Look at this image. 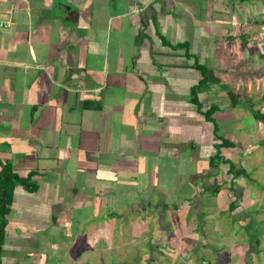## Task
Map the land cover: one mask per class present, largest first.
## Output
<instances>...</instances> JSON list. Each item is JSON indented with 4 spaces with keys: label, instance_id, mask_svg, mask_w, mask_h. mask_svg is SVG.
<instances>
[{
    "label": "crops",
    "instance_id": "crops-1",
    "mask_svg": "<svg viewBox=\"0 0 264 264\" xmlns=\"http://www.w3.org/2000/svg\"><path fill=\"white\" fill-rule=\"evenodd\" d=\"M0 21V162L31 175L14 187L0 264H33L41 237L81 214L91 247L94 233L142 245L118 264H199L211 248L212 229L194 225L204 218L221 233L244 229L236 240L249 245L229 264L264 258V199L250 175L261 124L239 122L250 107L238 91L264 79L253 48H264V0H0ZM217 150L214 168L192 169ZM205 192L214 201L202 210Z\"/></svg>",
    "mask_w": 264,
    "mask_h": 264
},
{
    "label": "rangeland",
    "instance_id": "rangeland-1",
    "mask_svg": "<svg viewBox=\"0 0 264 264\" xmlns=\"http://www.w3.org/2000/svg\"><path fill=\"white\" fill-rule=\"evenodd\" d=\"M256 5H258V7L256 8V11H259L261 3L258 2ZM258 29L255 33L257 35V37H258V34H261V32H264V28L261 27ZM253 48H256V50H258V51L263 50V52H264V48L262 46H258V47L254 46ZM253 50L254 49H251V51H253ZM256 54H257V52H256ZM260 56H261V58H263L262 57L263 55H260ZM260 62H261V65H259V66L261 67L262 64H264V59L263 60L261 59ZM255 66H256V72L262 73L261 68H258L256 63H255ZM245 67H247V65L244 66V68ZM244 68H240V70L243 69V72H247L248 69L245 70ZM257 75H259V74H257ZM256 77H258V81L256 80V82L251 85V87H250L251 91L249 89H246V88H245V90H242V87H244L243 85L238 90L239 93L243 94V96L245 97L242 99V102H243L242 105L245 104L244 106L247 105L248 107H251L250 109H246L245 107L242 106L243 107L242 110H239V116L241 119V120H239V122L241 124H246V121L248 119L250 124H261V127H259V129H256V125H255V128L253 127L255 130L253 132V135L255 137V141L253 140L252 143L255 144L256 149H255V153H254L255 159L250 158L251 165H253V167H254V173H253V170L251 168L252 171L250 172V175H253L256 178L257 182L254 180L255 183L260 184V186H261L260 190H259L260 192H257V191L256 192L258 195H260L261 198L264 199V192L262 190V187L264 186V121H262L260 119H259V122L254 121L255 119L252 115V112L250 111L251 109H254L253 107L255 104H258V105L260 104V106H263L262 111H264V100L263 99L260 100L261 99L260 95L263 93V90H264V83H263L264 79L261 80L262 76H256ZM239 80H242L241 76L239 77ZM233 89H236V86H233ZM248 94L252 95L251 96L252 99L248 98ZM257 100H259V101H257ZM248 102H250V104ZM247 114H249L247 116V118H244L243 116H245ZM248 137H249V134L246 133V142L247 143H248ZM250 162H248V163L250 164ZM191 165L192 164H189V168ZM214 165L216 166V160L210 161V162H208V161L206 162L205 160H203L201 165L197 164V165L193 166L192 169L198 167V168H200V170H202L203 168H206V171L208 172L209 168L215 167ZM245 165L247 166L246 163H245ZM220 170H221V172H223L222 169H220ZM192 177H194V175ZM205 194H207V196L202 195V197H201L203 204H201L200 208L202 210H203V207L205 208V205L210 206V205H212V202L214 201L213 196H209V195H213V194H210L208 192H205ZM142 199H144V197ZM152 199L153 198H148L146 205L149 203L150 200L152 201ZM127 209L129 210V208H127ZM83 215H85V214H81V216H79V217H82L84 219V221H82V222L79 221L78 224H75L76 223L75 221L72 222L73 225L76 227L74 229H72L74 226L72 228L70 226L68 229L63 228L62 232H63V230H64V232H63L62 236L58 237L59 239L57 238V239H54L52 241L51 237H47V236L41 237L42 240L40 242L41 245H39L40 248L38 247L39 249L37 248L38 250L36 249V251L32 253V255L35 258L33 264H37L39 261H41L43 259H47V260H45L46 264L47 263L55 264L57 262L56 260L60 254L71 253V252L75 253V255L70 257L72 260H67L63 264H74V263L75 264H118V261L120 259L124 260V259L130 258V260H131L133 258L131 256H134L133 252H136L137 248L139 249L142 247V245L136 244L137 247H134L132 245L130 248H128L126 250L125 246L118 245V244L114 245L111 243L108 245V243H107L106 245H103V243H101L102 233H101V237H97V233L92 234L93 236H95V234H96V240H95L94 247H91L90 244H88V240L86 238V235H87L86 224H88V222L85 221V217H83ZM105 215H106V213L104 214V216ZM116 215H117V213L113 214V217H116ZM68 216H69V213L64 215L65 219L63 218V220H61L59 227L62 224H63L62 226H64V222H66V218H69ZM206 216H208V215H206ZM224 216H226V215H224ZM208 217H210V216H208ZM255 217H257V218L264 217V213L257 214V215H255ZM74 218L75 217L70 219V221L73 220ZM110 218H105L104 220L108 221V220H110ZM117 219H118V215H117ZM204 219L207 220L206 221V227L204 226L205 223L202 220H199L200 222L197 220L194 221L195 226L196 225H197V227L200 226L202 228V230H208V233L212 229V231H210V233H209V238H208V243L211 246V248H207V250L205 249L204 251H203L204 248H200L202 250L201 254L204 255V257H206L210 261V264H229L230 262H232L233 260H236V259H237V261L238 260L240 261L239 255L241 253L240 252L237 253L235 251H237L241 247L244 248V247H247L249 245V244H247L245 237L243 238V241H242L243 245L242 246H241V244H238L241 241L236 240L237 236L239 238L240 232H244L243 231L244 229H240L238 231V235H236L235 228L241 227L240 224L229 223V229L228 230L224 229L223 233H221L217 230L215 231V228H214L215 220H213V219L211 220V219H207V218H204ZM215 219H216V217H215ZM80 220H81V218H80ZM174 220H178V218L175 216ZM229 220H230V218H229ZM70 221H68V222H70ZM96 224L97 223H95L94 226H96ZM212 224H213V227H212ZM65 225H67V224H65ZM97 225L99 226V224H97ZM259 225H261V224L255 223V226L253 224L254 228L250 231V233L256 235V233H257L256 230L260 229V231H261L262 226H259ZM142 226L143 227H141V231L145 232L146 231V227H145L146 225L142 224ZM56 231H57V233H54V234L52 233L54 236L59 235L58 232L60 230L57 229ZM116 232H118V230H116ZM107 233H108V230H107ZM197 233L200 236H202L201 229H198ZM222 238H224V239H222ZM252 238H253V236L251 237V239ZM106 239H108V238L106 237L105 240H103V241H106ZM227 239L230 240V243L227 241ZM240 239H241V236H240ZM254 239L256 240L255 237H254ZM132 247H134V248H132ZM218 247H222L221 250H218ZM257 247L258 248H264V243L260 244ZM41 249H43L44 252L47 253V255H45L46 254L45 253L43 255L42 259H39L40 258L39 255L43 254L41 252ZM141 251H142V249H141ZM76 255L83 257V258L78 260L77 262H74ZM263 256H264V254H263ZM100 258H102V260H100ZM230 259H232V260L230 261ZM200 261H199V264H200ZM256 264H264V258L261 257V259H260L259 256H256Z\"/></svg>",
    "mask_w": 264,
    "mask_h": 264
},
{
    "label": "trees",
    "instance_id": "trees-1",
    "mask_svg": "<svg viewBox=\"0 0 264 264\" xmlns=\"http://www.w3.org/2000/svg\"><path fill=\"white\" fill-rule=\"evenodd\" d=\"M203 68L202 66H200ZM206 70V69H205ZM205 70L202 69L203 78L201 80V83H205L203 80L206 78ZM207 71V70H206ZM230 92V98L236 97L235 94H233L232 91ZM263 98H264V90H263ZM235 105L236 102H233ZM251 108V107H250ZM215 110L214 106H211L209 110L207 111V119H212L210 116ZM252 112V115L257 120L264 121V113H261L259 110H250ZM220 145H232V142L230 140H227L225 138H222ZM219 157V150H217L216 154L212 157H210V161H214ZM211 164V163H210ZM230 167H232V170L234 169V166L230 163ZM234 171V170H233ZM31 175L27 176H21L18 173H16L12 166L8 163H2L0 162V259H1V249L4 242L5 237V227L7 224V214L10 210V205L13 200V190L16 184L24 183L26 185V182L30 179ZM36 185L33 184L32 189H35ZM217 188L215 189V191Z\"/></svg>",
    "mask_w": 264,
    "mask_h": 264
},
{
    "label": "built area",
    "instance_id": "built-area-1",
    "mask_svg": "<svg viewBox=\"0 0 264 264\" xmlns=\"http://www.w3.org/2000/svg\"><path fill=\"white\" fill-rule=\"evenodd\" d=\"M4 25H5L4 22L0 21V28H2ZM200 264H210V261L207 259H202L200 261Z\"/></svg>",
    "mask_w": 264,
    "mask_h": 264
}]
</instances>
